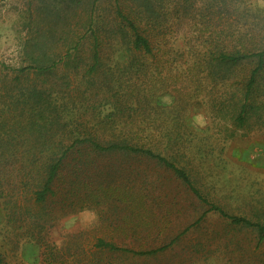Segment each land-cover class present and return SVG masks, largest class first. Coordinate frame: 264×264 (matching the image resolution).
Here are the masks:
<instances>
[{
  "label": "trees",
  "instance_id": "16d2710c",
  "mask_svg": "<svg viewBox=\"0 0 264 264\" xmlns=\"http://www.w3.org/2000/svg\"><path fill=\"white\" fill-rule=\"evenodd\" d=\"M133 1L124 9L115 0L107 17L99 0L37 7L32 15L44 28L24 43L23 65L0 75L4 239L14 227L24 232L17 245L43 258L20 264H57L51 253L44 259L49 232L83 210L122 208L134 237L159 228L179 210L178 193L170 198L161 180L207 209L166 245L141 251L97 239L93 247L151 256L207 214L264 239V223L229 215L197 179L209 149L226 147L236 131L264 130V0L253 11L237 0L194 9V0ZM53 40L57 51L47 45ZM199 115L217 129L213 141L208 126L190 125ZM117 177L126 184L112 185ZM5 256L0 247V264Z\"/></svg>",
  "mask_w": 264,
  "mask_h": 264
},
{
  "label": "rangeland",
  "instance_id": "374dc122",
  "mask_svg": "<svg viewBox=\"0 0 264 264\" xmlns=\"http://www.w3.org/2000/svg\"><path fill=\"white\" fill-rule=\"evenodd\" d=\"M118 1L124 9L128 5L136 6L133 0ZM201 1L194 0L196 4H192L191 8L199 6ZM114 3L115 0H99L98 10L107 17ZM260 3L257 0H237L236 5L239 9L253 11ZM53 5V0H0V75L10 78L11 71L23 65L24 43L35 30L44 28L45 22L36 20L32 11L37 7ZM243 22L256 23L257 20L247 17ZM71 28L74 30L72 24ZM56 42L53 40L47 45L57 51L60 44ZM163 100L169 102L166 97ZM2 103L3 100H0V106ZM190 125L193 128L208 126L205 133L207 142L213 141L217 134L215 126L208 123L203 115L197 116ZM218 147L208 150L204 163L206 167L198 170V183L199 179H203L202 187L208 193V200L218 204L229 215L264 223V130L255 127L236 131L232 142L226 147ZM18 150V153H23L26 148ZM154 173L148 169V175ZM112 181L115 186L126 184L121 177ZM161 183L173 194L170 198L178 193L175 198L179 210H173L163 218L164 222H158L159 228H139V232L135 230L138 234L134 237L131 236L134 230L126 226V213L122 208L109 205L104 210H83L62 218L50 230L51 247L46 249L44 259L50 261L51 253L56 257L57 264H264V239L258 242L251 228L230 225L215 214H207L175 242L151 256H133L120 250L93 247L97 239H104L117 244L120 249L132 245L134 250L141 251L157 248L169 243L207 209L190 199L173 180H161ZM2 210L0 204V247L6 255L5 262H32L36 256L43 260L34 247L28 246L25 250L24 246L19 247L20 242L17 245L24 232L8 227L9 233L4 239L6 231ZM145 219L152 222L154 218L148 214Z\"/></svg>",
  "mask_w": 264,
  "mask_h": 264
}]
</instances>
